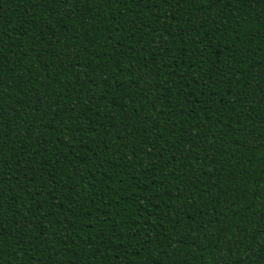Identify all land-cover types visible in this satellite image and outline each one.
<instances>
[{
    "label": "trees",
    "instance_id": "16d2710c",
    "mask_svg": "<svg viewBox=\"0 0 264 264\" xmlns=\"http://www.w3.org/2000/svg\"><path fill=\"white\" fill-rule=\"evenodd\" d=\"M0 264H264V0H0Z\"/></svg>",
    "mask_w": 264,
    "mask_h": 264
}]
</instances>
